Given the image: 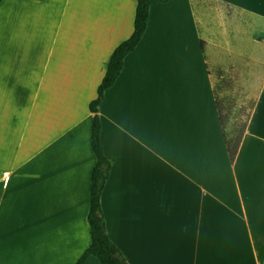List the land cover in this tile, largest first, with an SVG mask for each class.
Returning <instances> with one entry per match:
<instances>
[{
	"label": "crops",
	"instance_id": "0c3cea01",
	"mask_svg": "<svg viewBox=\"0 0 264 264\" xmlns=\"http://www.w3.org/2000/svg\"><path fill=\"white\" fill-rule=\"evenodd\" d=\"M135 9L0 1V264L89 246L88 107ZM98 114L102 213L129 264H264V0H150Z\"/></svg>",
	"mask_w": 264,
	"mask_h": 264
},
{
	"label": "trees",
	"instance_id": "16d2710c",
	"mask_svg": "<svg viewBox=\"0 0 264 264\" xmlns=\"http://www.w3.org/2000/svg\"><path fill=\"white\" fill-rule=\"evenodd\" d=\"M1 1V0H0ZM38 3L45 0H30ZM136 3L133 32L131 36L120 43L111 53L105 63V74L97 88V97L90 102L91 149L95 157V166L90 174L89 211L87 222L89 226L90 244L80 255L75 264H85L89 257H94L99 264H129L120 250L111 242L107 235L106 224L101 208V195L110 168V161L104 156L100 144V117L98 107L104 99L106 90L111 88L120 75L124 59L140 42L148 23L150 0H134ZM169 0H162L167 2Z\"/></svg>",
	"mask_w": 264,
	"mask_h": 264
},
{
	"label": "rangeland",
	"instance_id": "374dc122",
	"mask_svg": "<svg viewBox=\"0 0 264 264\" xmlns=\"http://www.w3.org/2000/svg\"><path fill=\"white\" fill-rule=\"evenodd\" d=\"M84 21H85V20H83V18H82V22H83V23H84ZM65 22H66V24H68V23L71 24V22H67V21H65ZM82 22H81V23H82ZM83 23H82V24H83Z\"/></svg>",
	"mask_w": 264,
	"mask_h": 264
}]
</instances>
